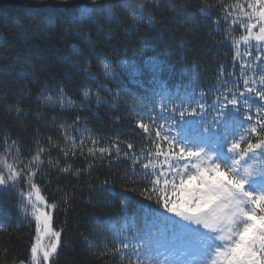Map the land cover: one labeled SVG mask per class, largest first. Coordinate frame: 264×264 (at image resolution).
Wrapping results in <instances>:
<instances>
[{
    "label": "snow or ice",
    "instance_id": "1",
    "mask_svg": "<svg viewBox=\"0 0 264 264\" xmlns=\"http://www.w3.org/2000/svg\"><path fill=\"white\" fill-rule=\"evenodd\" d=\"M192 7L189 0H88L74 5L69 23L77 25L75 34L94 50V36L111 35L104 24L124 27L130 21L133 32L156 31L164 27L162 21L195 23ZM195 7L203 22L223 31L217 43L231 48L232 70L219 65L210 103L209 93L198 85L183 97H173L163 87L155 92L159 99L145 109L146 118L136 113L129 133L139 134L142 146L119 134L92 132L81 114L93 105L118 112L129 94L103 82L120 83L108 57L97 56L93 72L84 52L73 48L74 55L84 56L82 64L73 61V71L92 81L81 83L75 98L54 77L41 80L20 72L28 83L13 94L12 103L0 106V194L20 198L21 223L34 221L35 235L28 254L13 258L12 264H60L65 253L63 229L53 228L52 213L67 207L75 185H70L72 192L58 188L63 198L57 203L42 195L40 182L51 184L52 171L58 180L80 182L98 166L111 168L120 161L129 162L124 179L133 185L122 186V194L139 187L140 197L123 195L121 212L141 214L145 225L129 236L121 229L111 247L104 246L103 254L115 264H264V0H199ZM85 24L95 31L80 27ZM64 33L69 34L67 28ZM157 34L163 40V33ZM147 63L157 70L153 59ZM33 108L58 115L33 113ZM33 120L37 126L29 131L25 122ZM100 187L115 194L109 179ZM8 227L0 222V232Z\"/></svg>",
    "mask_w": 264,
    "mask_h": 264
},
{
    "label": "trees",
    "instance_id": "2",
    "mask_svg": "<svg viewBox=\"0 0 264 264\" xmlns=\"http://www.w3.org/2000/svg\"><path fill=\"white\" fill-rule=\"evenodd\" d=\"M87 2L0 0V106L12 103L13 94L28 83L20 75L22 70L34 73L41 80L54 77L57 83L64 85L68 95L75 98V90L81 83L92 84V81L84 79L83 74L73 71V61L81 64L84 61V56L73 54L75 47L92 62L93 72L96 71L97 56L108 57L120 83L109 82V78H104L103 82L108 88H123L129 93L126 96L122 93L118 112L95 105L91 111L82 112L87 118L88 129L105 137L119 134L122 139L132 140L142 146L144 141L139 138V134L129 133L136 113L140 112L146 118L145 109L151 108L153 98L159 99L158 96L154 97L155 92L163 87L169 95L183 97L193 94V88L198 85L209 93L210 103L214 98L210 90L217 84L219 65L224 64L229 71L232 70L233 52L229 46L217 43L223 31H217L215 26L203 22L197 14L195 6L199 0H189L193 5L190 11L195 23L172 26L162 21L164 27L156 31L139 28L135 32L131 31L130 21H125L124 27L104 24L106 29H111V35L107 38L94 36V50H90L81 37L75 34L77 25L69 23L74 5ZM80 27L95 31L94 25ZM65 28L69 34L64 33ZM158 32L163 33V40L158 37ZM239 34L240 30L235 33L237 36ZM241 51H244L243 46ZM149 59L158 65L156 71L147 63ZM121 62L126 63L127 67L124 68ZM66 73L71 76L70 80L66 79ZM193 77L196 78L195 83ZM92 86L95 87L94 84ZM194 95L198 98L199 92ZM31 111L58 115L51 110L33 108ZM65 119H70V114ZM207 120H211L210 114ZM25 123L31 125L29 131L37 126L34 120ZM128 164V161H120L111 168L98 166L91 176L85 175L80 182L58 180L57 173L52 171L49 176L51 184L40 182L42 195L49 202L54 200L57 203L63 198V193L57 189L72 192L70 185H75V196L67 207L61 206L52 213L53 228L63 229L61 238L66 245L60 264H115L111 255L103 254L104 246L111 247L114 240L118 239L116 232L121 229H126L122 233L126 236L144 229L145 221L141 214L131 211L122 213L120 208L123 195L140 199L139 187L136 192L122 194V186L129 189L133 187L130 180L124 179L129 172ZM105 179L112 182L115 194L101 190L100 185ZM140 184L137 181V185ZM19 199L15 193L0 194V222L9 225L7 231L0 232V264H12L13 258L26 256L34 240V221L21 223L23 217L19 215ZM148 227L156 231L151 223ZM165 227L161 222V231ZM5 249L6 257L3 255Z\"/></svg>",
    "mask_w": 264,
    "mask_h": 264
},
{
    "label": "rangeland",
    "instance_id": "3",
    "mask_svg": "<svg viewBox=\"0 0 264 264\" xmlns=\"http://www.w3.org/2000/svg\"><path fill=\"white\" fill-rule=\"evenodd\" d=\"M124 64H126V63H124ZM127 65V64H126ZM123 66V65H122ZM125 68V67H124Z\"/></svg>",
    "mask_w": 264,
    "mask_h": 264
}]
</instances>
